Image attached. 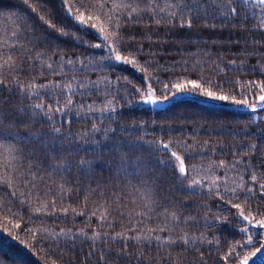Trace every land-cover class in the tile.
<instances>
[{"label":"trees","instance_id":"16d2710c","mask_svg":"<svg viewBox=\"0 0 264 264\" xmlns=\"http://www.w3.org/2000/svg\"><path fill=\"white\" fill-rule=\"evenodd\" d=\"M246 9V24L188 29L157 19L176 11L165 0H0V97L20 117L15 135L5 127L0 136V264H240L244 256L253 264L264 228L243 216L264 219V110L251 112L264 94V20L250 5L240 18ZM40 33L59 50L35 47ZM189 80L228 99L188 85L162 107L137 104L150 83L162 97L165 84ZM56 129L63 154L36 167L29 133ZM249 238L255 247L244 246Z\"/></svg>","mask_w":264,"mask_h":264},{"label":"snow or ice","instance_id":"6c2138e0","mask_svg":"<svg viewBox=\"0 0 264 264\" xmlns=\"http://www.w3.org/2000/svg\"><path fill=\"white\" fill-rule=\"evenodd\" d=\"M143 3H149V0H142ZM159 2V0H157ZM165 3L169 5V7H175L176 11L175 13H169L168 17H158V20H165L171 18L173 21L179 20L181 22V27H187L188 29H191L193 24L198 23H214L216 20H219L221 24H228L232 21H236L239 19L240 24H246L247 21L251 18L248 15L247 9L245 10L244 17L240 18V8L245 5H250L253 9H259L260 10V18L264 20V0H165ZM61 6H64V0H61ZM81 7H84L83 4H81ZM221 9L224 13H227V16L221 15ZM66 14L71 15V12H67ZM253 15H256L255 12H253ZM92 17L89 16L88 19L90 20ZM131 20V18H129ZM79 26L83 29L85 25V15L84 13H81L76 18ZM185 20L187 21V24L185 25ZM173 26L175 24L173 23ZM50 27H54V25H50ZM93 29H95V25H91ZM60 36L67 37L72 36L74 39H78V35L71 34L65 29H60L59 31ZM150 39V38H149ZM264 43V40L260 41ZM51 46L56 45V49L59 50V45L56 42L55 37H50L47 33H40L34 37V46L35 47H41V46ZM102 46L107 47L109 49V54H111V45H101L100 43H97L95 47L101 48ZM121 53L117 52L115 55V61L120 62L121 61ZM125 63H133V61H129L127 57H124ZM146 63H151L150 61H146ZM152 78L149 77V82H151ZM158 80V78H157ZM0 84H3V81H0ZM188 85L191 86V89H199L201 93H203L205 96L211 98L214 101H225L228 99L225 95H217L213 91H208L205 88H202L200 83L194 82L192 80H189L187 84L185 83H177L175 85L165 84L164 89L161 91V95L165 96L164 101H157L153 98L151 92L145 93L147 95V99L141 101L145 104H151L156 105L157 103H163L167 102V93L170 90L171 87H174L177 94H189L187 92ZM214 87H219V85H213ZM151 87V83H150ZM138 91L143 92V89H138ZM261 91L264 92V88H261ZM11 94V90H9ZM234 103H241L240 101L234 100ZM11 98H3L0 97V136L5 135V127L8 128L7 135H15V133L12 132L13 127H19V112L16 108L10 107L11 105ZM71 103V101H69ZM244 105L247 107V100L243 101ZM37 107H40L37 105ZM259 110H264V95H260L256 101L255 104L251 107V112L258 113ZM255 119V117H253ZM60 138V130L56 129L53 133H49L46 138L42 137L40 134H37L33 136V134L29 133V139L36 143L39 147L34 151L33 155L38 156L39 160L34 161L36 164V167H43L44 162L49 160L50 158L53 160L60 159L61 155L63 154V149L61 148L59 152L57 151L55 141ZM51 140L52 144L49 145L48 141ZM163 147L167 149L169 145L164 144ZM258 145H253L252 148H256ZM172 156L175 157L176 160H180L181 158L177 156L175 152L172 153ZM258 166L261 168H264V159H260L257 161ZM125 165L124 157L121 156V166L123 167ZM72 165L70 162H68V167L70 168ZM171 167L174 166L169 165ZM49 168H56L59 169L61 165L59 164H49ZM90 167V162L86 160H81L78 168L84 169L85 174H87ZM186 169L184 167L183 162L181 161L180 167H179V176L175 177L180 181V183H183V179L185 177ZM253 181L257 179L256 176L252 177ZM196 184L199 183V181L195 182ZM189 187H192L189 185ZM261 192L260 196L262 199H264V184L259 185ZM251 192L252 189H249ZM245 199H248V197H245ZM259 203V202H258ZM233 207H240L238 204H233ZM251 215V213H249ZM264 215V206H262L260 209L257 210V216ZM244 220H247L251 226V228H264V219H257L255 223H252L251 220H249V216H243ZM16 228H19L20 225L16 224ZM243 232H247L248 229L244 228L242 229ZM138 239V238H137ZM252 245L255 247V244L253 243V239L249 238L247 243L244 245L245 247ZM261 255H264V248H257L255 252L251 253V258L253 259V264L255 259H259ZM101 259H104V257H101ZM108 259H113V257L109 256ZM119 259L122 260L123 256L119 255ZM250 257L244 256V258L240 261V264H249ZM124 264H130V261H124Z\"/></svg>","mask_w":264,"mask_h":264},{"label":"rangeland","instance_id":"374dc122","mask_svg":"<svg viewBox=\"0 0 264 264\" xmlns=\"http://www.w3.org/2000/svg\"><path fill=\"white\" fill-rule=\"evenodd\" d=\"M148 92H151L152 96L154 99H156L157 101H164L165 100V96H162V97H159V96H156L154 95L153 91L151 90V88L149 86H146L144 88V91L141 93V95L139 96L138 98V101H137V104L140 105V106H149V107H153V108H159V107H162L164 106L167 102H169L170 100L172 99H175V98H178V97H181L185 94H177L176 92L171 94V95H167V102H163V103H157L156 105H151V104H145V103H142L141 101L147 99V95H145V93H148ZM261 95H264V94H261Z\"/></svg>","mask_w":264,"mask_h":264}]
</instances>
